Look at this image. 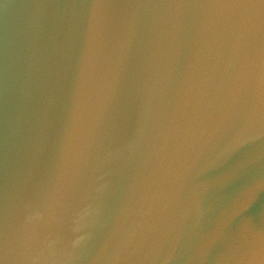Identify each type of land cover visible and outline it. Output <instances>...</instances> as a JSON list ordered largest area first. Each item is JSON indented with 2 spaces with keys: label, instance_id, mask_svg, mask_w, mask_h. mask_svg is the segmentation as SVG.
<instances>
[{
  "label": "water",
  "instance_id": "obj_1",
  "mask_svg": "<svg viewBox=\"0 0 264 264\" xmlns=\"http://www.w3.org/2000/svg\"><path fill=\"white\" fill-rule=\"evenodd\" d=\"M264 264V0H0V264Z\"/></svg>",
  "mask_w": 264,
  "mask_h": 264
},
{
  "label": "clouds",
  "instance_id": "obj_2",
  "mask_svg": "<svg viewBox=\"0 0 264 264\" xmlns=\"http://www.w3.org/2000/svg\"><path fill=\"white\" fill-rule=\"evenodd\" d=\"M244 264H251V261L244 262Z\"/></svg>",
  "mask_w": 264,
  "mask_h": 264
}]
</instances>
